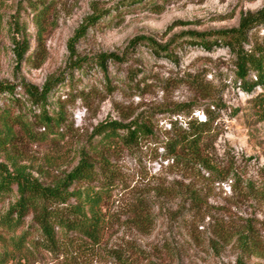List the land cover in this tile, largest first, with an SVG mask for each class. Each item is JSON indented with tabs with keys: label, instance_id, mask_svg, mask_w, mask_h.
Wrapping results in <instances>:
<instances>
[{
	"label": "rangeland",
	"instance_id": "374dc122",
	"mask_svg": "<svg viewBox=\"0 0 264 264\" xmlns=\"http://www.w3.org/2000/svg\"><path fill=\"white\" fill-rule=\"evenodd\" d=\"M263 7L264 0H0V83L13 86L17 100L0 96V129L12 124L0 163L10 173L43 185L62 181L83 155L98 160L92 134L108 119L137 120L154 134L109 156L116 180L103 204L102 246L39 251L29 264H264V122L253 109L262 89L240 88L228 50L177 38L235 28ZM101 10L102 19L78 35ZM142 38L162 46L174 39L175 60L155 55ZM103 55H111L104 70ZM48 81L44 109L61 115L58 137L47 135L43 106L26 93L42 92ZM210 111L203 148L214 170L167 159L171 123L185 127ZM15 201L0 203V218Z\"/></svg>",
	"mask_w": 264,
	"mask_h": 264
},
{
	"label": "trees",
	"instance_id": "16d2710c",
	"mask_svg": "<svg viewBox=\"0 0 264 264\" xmlns=\"http://www.w3.org/2000/svg\"><path fill=\"white\" fill-rule=\"evenodd\" d=\"M105 14L106 10L96 12L87 19L86 25L80 27L78 35L82 28L100 21ZM258 28L264 29V7L243 15L235 28L207 33L187 31L177 38H187L190 46L206 51L216 47L228 50L234 57L235 78L240 88L247 94L262 89L253 99V109L258 120L264 122V34L255 37L253 31ZM138 40L141 39L133 42ZM174 42L171 39L162 46L149 38L141 40L155 55L165 56L171 61L175 60L171 50ZM16 45L23 52L26 50L24 41L17 42ZM110 58L111 55L98 57V66L104 70L105 63ZM52 88L53 83L48 81L42 92L29 87L26 93L32 103L43 106L40 122L47 135L58 137L63 119L60 114L50 115L44 109ZM14 92L13 86L0 83V96L8 95L17 102L12 97ZM4 112L0 111V114H5ZM213 113L210 111V115L203 121L188 120L185 127L177 121L172 122V137L164 144L165 157L188 166H201L213 171L203 148L205 135L214 122ZM7 119L11 120L10 117ZM25 132L32 136L28 126ZM11 133L12 124L6 123L5 128L0 129V141ZM153 135L147 124L137 120L128 124L105 120L92 134V140H95L92 149L98 160L93 162L82 154L74 170L53 185H43L24 172L12 174L0 163V203L13 195L16 198L0 218V229L5 233L1 237L0 264H7L13 259L18 264H29L39 251L56 254L63 249L94 250L102 246L106 236L103 204L116 180L109 156L120 147H131ZM96 163L100 165V169L95 166ZM30 217V226L24 230V222ZM30 227L35 228L32 234Z\"/></svg>",
	"mask_w": 264,
	"mask_h": 264
}]
</instances>
